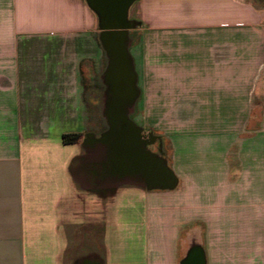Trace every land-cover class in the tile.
Segmentation results:
<instances>
[{
    "label": "crops",
    "instance_id": "crops-1",
    "mask_svg": "<svg viewBox=\"0 0 264 264\" xmlns=\"http://www.w3.org/2000/svg\"><path fill=\"white\" fill-rule=\"evenodd\" d=\"M127 21L137 172L86 0H0V264H264V203L236 202L264 187L245 169L264 163V0H135Z\"/></svg>",
    "mask_w": 264,
    "mask_h": 264
},
{
    "label": "water",
    "instance_id": "water-1",
    "mask_svg": "<svg viewBox=\"0 0 264 264\" xmlns=\"http://www.w3.org/2000/svg\"><path fill=\"white\" fill-rule=\"evenodd\" d=\"M135 0H86L89 8L98 18L101 30V42L111 58L113 87L118 100L113 105L112 128L118 123L124 124L122 130L116 131L115 153L119 166L126 167L130 172L140 170L142 159L138 153L137 135L118 107L131 103L136 97V76L125 50L126 30L129 28L127 11ZM135 136V137H134Z\"/></svg>",
    "mask_w": 264,
    "mask_h": 264
},
{
    "label": "rangeland",
    "instance_id": "rangeland-1",
    "mask_svg": "<svg viewBox=\"0 0 264 264\" xmlns=\"http://www.w3.org/2000/svg\"><path fill=\"white\" fill-rule=\"evenodd\" d=\"M135 6V5H134ZM134 6H132L131 8H130V10H129V13L131 14H133V18H135V19H139L140 18V13H139V11L138 10H136L135 8H134ZM134 11V12H133ZM147 21H143V25L136 31V32H134V34H133V38H134V43H136L137 42V38L138 37H141L142 35H143V33H145V31L147 30ZM135 58H136V48H135ZM135 61H136V59H135ZM134 117H136V119H138V118H140V119H144V114L142 113V115L140 116V117H137V111L134 113V115H133V118ZM164 153V155H165V157L167 158V160H168V157H169V144H168V141H167V143H166V152L164 151L163 152ZM248 163H246L245 164V169H246V167L247 168H249L250 170H252V169H254V168H256V167H262V166H264V163H262V162H259L258 164L257 163H255V162H250V161H247ZM198 167H201V165H199ZM246 170H248V169H246ZM263 180V179H262ZM245 182H247V181H245ZM239 188V187H238ZM241 189H244L243 191V197H242V194H240V196H241V199L239 198V196H237L236 197V202H238L239 203V201L242 203V204H245V203H249L250 202V200H252V198H254V197H256L257 199H258V201L259 202H261V203H264V187H263V189H258L256 192L257 193H254V191H253V194L251 195V196H248L247 194H248V189L250 190V184L248 183V184H246L245 183V185H242V187L240 186V188H239V190H241ZM252 190V189H251ZM255 190V189H254ZM228 200H229V198H228ZM230 202V201H229Z\"/></svg>",
    "mask_w": 264,
    "mask_h": 264
},
{
    "label": "flooded vegetation",
    "instance_id": "flooded-vegetation-1",
    "mask_svg": "<svg viewBox=\"0 0 264 264\" xmlns=\"http://www.w3.org/2000/svg\"><path fill=\"white\" fill-rule=\"evenodd\" d=\"M124 128V124L118 123L116 127L114 128L113 133L110 135V140L113 141L116 139L115 132L122 130ZM158 142V139H156L151 133L145 131L141 134V139H140V145L145 146V145H155ZM157 150H158V145H157ZM117 166V165H116Z\"/></svg>",
    "mask_w": 264,
    "mask_h": 264
},
{
    "label": "trees",
    "instance_id": "trees-1",
    "mask_svg": "<svg viewBox=\"0 0 264 264\" xmlns=\"http://www.w3.org/2000/svg\"><path fill=\"white\" fill-rule=\"evenodd\" d=\"M78 138H79V135L77 134H66L63 136L62 139L65 144H70V143L76 142Z\"/></svg>",
    "mask_w": 264,
    "mask_h": 264
}]
</instances>
